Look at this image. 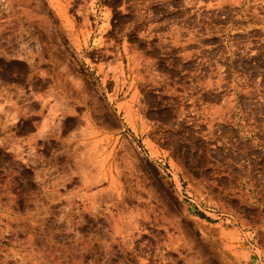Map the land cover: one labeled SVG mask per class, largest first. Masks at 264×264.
I'll return each mask as SVG.
<instances>
[{"label":"rangeland","instance_id":"obj_1","mask_svg":"<svg viewBox=\"0 0 264 264\" xmlns=\"http://www.w3.org/2000/svg\"><path fill=\"white\" fill-rule=\"evenodd\" d=\"M0 264H264V0H0Z\"/></svg>","mask_w":264,"mask_h":264}]
</instances>
